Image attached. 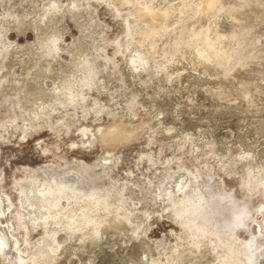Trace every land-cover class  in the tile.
<instances>
[{
    "label": "rangeland",
    "instance_id": "obj_1",
    "mask_svg": "<svg viewBox=\"0 0 264 264\" xmlns=\"http://www.w3.org/2000/svg\"><path fill=\"white\" fill-rule=\"evenodd\" d=\"M208 1L0 0V264H264V0Z\"/></svg>",
    "mask_w": 264,
    "mask_h": 264
},
{
    "label": "bare ground",
    "instance_id": "obj_2",
    "mask_svg": "<svg viewBox=\"0 0 264 264\" xmlns=\"http://www.w3.org/2000/svg\"><path fill=\"white\" fill-rule=\"evenodd\" d=\"M216 4H217L216 3V0H209L208 3L205 6V10L212 9ZM204 19L205 18L201 15L200 17L198 16L195 20H191L190 21L189 26H191V28L193 29V33H195L197 30H199L200 28L203 27V25H204ZM66 187L67 188H70L74 192H79V191L82 190L79 185L68 184ZM9 232H11V231L9 230ZM11 237L13 239H15V235H14L13 232H11ZM0 254L6 256L9 259V252H7L6 250L2 249L1 247H0ZM20 259H21L20 264H23V256L22 255H20Z\"/></svg>",
    "mask_w": 264,
    "mask_h": 264
}]
</instances>
